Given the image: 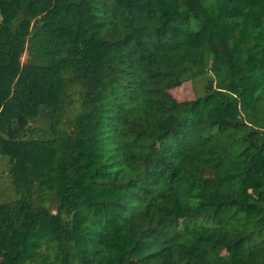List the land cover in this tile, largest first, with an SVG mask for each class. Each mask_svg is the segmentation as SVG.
I'll return each instance as SVG.
<instances>
[{
  "label": "trees",
  "instance_id": "16d2710c",
  "mask_svg": "<svg viewBox=\"0 0 264 264\" xmlns=\"http://www.w3.org/2000/svg\"><path fill=\"white\" fill-rule=\"evenodd\" d=\"M0 155V264H264V0H0Z\"/></svg>",
  "mask_w": 264,
  "mask_h": 264
},
{
  "label": "rangeland",
  "instance_id": "374dc122",
  "mask_svg": "<svg viewBox=\"0 0 264 264\" xmlns=\"http://www.w3.org/2000/svg\"><path fill=\"white\" fill-rule=\"evenodd\" d=\"M221 19L217 18L214 19L215 22H219ZM225 25L221 24L220 28L221 30L225 29ZM25 54L22 56L21 60H24ZM209 83L208 80L205 76H199L198 78H195L192 81H187L183 83L182 85L171 89L169 92L170 94L177 100H193L198 96H203L206 92L207 89L209 88ZM53 164L55 165L56 160L54 158ZM28 162V160H25L24 163ZM50 163V162H49ZM51 165V164H50ZM8 164H7V159L2 157L0 155V189H3L5 186H9V180L7 178L8 174ZM53 176L58 178L55 184V188L58 190L61 186V180L60 177H63V173L61 174V170L59 168H55L53 171ZM1 195V194H0ZM43 243H45V240H42Z\"/></svg>",
  "mask_w": 264,
  "mask_h": 264
}]
</instances>
